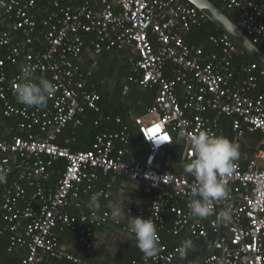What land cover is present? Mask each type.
Segmentation results:
<instances>
[{
	"label": "built area",
	"instance_id": "obj_1",
	"mask_svg": "<svg viewBox=\"0 0 264 264\" xmlns=\"http://www.w3.org/2000/svg\"><path fill=\"white\" fill-rule=\"evenodd\" d=\"M217 1L239 12V27L254 44L264 42V0ZM207 21L186 0H0V107L4 117L21 119L18 128L24 133L0 140V170L7 180L14 168L19 172L2 196L0 220L5 226L0 235L11 234L9 252L26 247L20 264H49L51 259L80 264L54 239V231L75 232L80 252L88 254L94 230L108 224L110 210L105 205L100 213L89 208L85 213L81 197L92 196L99 180L107 179L98 193L109 200L115 176L144 187L150 196L146 204L127 208L125 214L152 219L159 237L156 257L142 256L131 264H182L177 261L181 245L168 248L163 233L182 242L190 239L193 246L202 244L209 253L197 264H217L221 257L228 264H264V90L259 88L260 83L264 86V71L245 62V54L224 34L208 38V53L190 46L185 36ZM86 37L96 56L127 52L128 83L157 88L143 116L129 113L147 148L138 159L129 152L127 127L96 135L84 152L55 144L67 126H82L87 110L100 111V96L93 86L86 89L92 69L83 71L74 63L86 48ZM18 61L23 63L20 70L8 78L5 64ZM25 66L34 74H49L56 87L43 109L9 99L15 97ZM128 89L125 86L123 94ZM222 117L230 119L232 142L259 134V146L244 166L234 162L228 200L216 201L212 216L193 218L188 202L197 182L184 171L168 168L170 155L164 152L178 144L182 153L176 159L184 165L194 158L191 135L201 130L222 135ZM102 120L112 118L99 117L94 126ZM114 122L121 124V118ZM34 128L38 131L32 132ZM58 159L66 161L65 169L53 187L45 188ZM162 163L167 168L158 170ZM221 211L232 216L224 225L216 221ZM123 223L116 224L132 236Z\"/></svg>",
	"mask_w": 264,
	"mask_h": 264
},
{
	"label": "trees",
	"instance_id": "obj_2",
	"mask_svg": "<svg viewBox=\"0 0 264 264\" xmlns=\"http://www.w3.org/2000/svg\"><path fill=\"white\" fill-rule=\"evenodd\" d=\"M212 2L216 7H218L222 12L236 25L239 26V12L236 10H227L223 8V6L217 0H209ZM223 33L217 29L215 25L207 21L202 27L192 29L191 32L185 36L186 42L190 46H195L202 48L206 53L212 51V48L208 45L207 40L210 36H221ZM86 49L92 50L90 46V38L86 37ZM256 46L264 53V42L259 41L256 43ZM114 54H121L119 52H104L99 57H101L100 61H103L107 58L108 55ZM124 56V54H122ZM126 56V55H125ZM124 56V57H125ZM126 58V57H125ZM242 59L247 63H253L247 56H243ZM115 60V58H113ZM112 61V60H111ZM116 61V60H115ZM75 64L79 65L78 60L74 61ZM22 61H18L15 64H10L7 62L4 66V71L8 78L13 77L21 68ZM80 66V65H79ZM96 67V69H95ZM112 66L108 65L106 67L94 66L93 70L91 71V76L88 78L86 82V89L90 90L91 86H93V90L100 96V101L98 102L99 106V113H95L92 110H87L85 114V118L83 119L82 126L78 128H73L71 125L67 126L63 132L57 136L55 144L59 147L69 148L72 152H84L91 149L94 138L96 135L101 134L105 131L110 132H118L121 131L122 127H127L130 136V144H129V152L134 156L135 159H138L140 156H143L147 152V148L141 143L140 136L137 132V127L134 125L133 120L129 113L133 116H143L146 112V109L151 107L153 104L156 96H157V88L152 89H142L136 84H131L127 82L128 76V69L124 65L117 66L112 68ZM114 67V66H113ZM81 68V67H80ZM83 71L87 70L85 68H81ZM116 69V70H115ZM36 78H45L47 80L50 79L49 74H34ZM125 86H128V91L123 94V89ZM260 89L264 90L263 83H260ZM9 99L14 103L16 97H12L9 95ZM35 108V107H33ZM0 115L1 119L4 122L5 126L8 130H10V134L8 138H3L0 136V139L12 140L15 136H24V133L21 132L18 128V125L21 123V119L18 117H11L6 118L3 116L2 108L0 107ZM111 117V122H103L100 121L98 126H94V122L100 117ZM115 117L121 118V124H116L114 122ZM220 125L222 126L223 134L222 136L226 137L227 139L231 136V129H230V119L222 117L220 119ZM38 128H34L32 132H37ZM261 136L259 134H252L247 135L242 141L238 142V145L243 148L246 153L248 152L249 155H252L257 147L259 146ZM182 153V148L179 147L178 144H173L169 147L168 150L164 152L165 155L169 156V166L171 167L174 173L183 172V165L180 163L177 157H180ZM66 166V161L63 159H58L55 161L50 168V172L52 171V176L49 181L43 183L45 188L53 187L59 178L61 177L64 169ZM244 166V165H243ZM158 170H164L167 168L165 164H161L156 166ZM18 170L16 168L13 169L9 179L6 183L0 185V200L2 193L6 188H8L12 183L16 182L18 179ZM124 179V178H123ZM107 179H100L97 183V190L92 192L93 195L98 193L99 190L104 188ZM123 181L129 180L125 179ZM25 185V184H24ZM116 183H113V188L111 189V196L109 200H104L103 197L100 196L99 203L100 209L98 213L103 210V206H107L109 201L113 200V193L115 192ZM27 186V185H25ZM31 192L30 189H27V195ZM91 196H82L81 201L83 203V212H88L87 204L90 200ZM149 194L145 192L143 186H140L139 190L137 191V206L130 205L128 208H136L138 206H144L149 199ZM28 198V196H27ZM26 201L20 202L19 205L23 206V203ZM72 215L78 216L79 212L70 210L69 211ZM170 216H166V220L169 221ZM110 224L112 223V219L110 217L109 220ZM109 222L107 225H109ZM121 223V222H120ZM115 225H117L114 222ZM124 224V223H123ZM106 226H102L96 228L94 230V235L103 229ZM5 224L0 220V231L4 228ZM118 226V225H117ZM120 228V226H119ZM121 230V228H120ZM122 232V231H121ZM60 233V234H59ZM57 234L64 238H68L71 240L73 246L75 245L76 248H79L78 244V237L75 232H71L68 230L60 231L59 228L54 231V239L58 242ZM11 234L8 231H4L0 235V264H20L23 257L26 255V247L25 246H16L8 251L9 247V239ZM128 236V235H127ZM163 242L168 246V248H173L175 246L181 245L182 241L178 238L173 239L166 236L164 233L162 234ZM129 237V236H128ZM131 239L128 242L129 250H125L122 254L119 255L117 264H131L133 260H141L143 254L139 251L136 246L135 239L133 236H130ZM215 239V236L212 237ZM70 242V241H69ZM95 242V241H94ZM99 250L97 252V248L94 247L87 255V261L89 259L97 255H99ZM106 251H102L104 254ZM209 251H206L205 248L202 247V244H197L192 247L190 251H188L187 256L185 258H181L178 256L177 261L182 264H197L201 261ZM101 254V252H100ZM101 254V255H102ZM100 255V256H101ZM85 261V258L82 261ZM81 261V263H82ZM49 264H74L66 259L57 261L54 259ZM88 264V262L86 263ZM89 264H108V262L101 261L99 263H94V261H90ZM153 264V263H150Z\"/></svg>",
	"mask_w": 264,
	"mask_h": 264
},
{
	"label": "clouds",
	"instance_id": "obj_3",
	"mask_svg": "<svg viewBox=\"0 0 264 264\" xmlns=\"http://www.w3.org/2000/svg\"><path fill=\"white\" fill-rule=\"evenodd\" d=\"M21 83L15 88L18 103L28 107L43 109L47 106L48 98L55 94V85L45 78H36L30 67L22 69ZM191 150L194 158L183 165L185 174L195 178L197 185L192 188L188 208L193 218L206 219L214 214V203L218 200H228L230 197L229 178L235 171V161L239 159V145L224 136H217L201 130L190 137ZM7 182V173L0 170V184ZM100 193L90 197L87 207L90 210L100 209ZM124 201L116 200L110 204V217L115 223L125 215ZM216 215V221L224 225L231 221L228 211ZM127 230L135 239L136 246L145 259L159 254V237L155 222L148 218L128 216ZM193 247L188 239L182 242L177 252L181 258L187 256ZM217 264H228L226 258L218 259Z\"/></svg>",
	"mask_w": 264,
	"mask_h": 264
},
{
	"label": "crops",
	"instance_id": "obj_4",
	"mask_svg": "<svg viewBox=\"0 0 264 264\" xmlns=\"http://www.w3.org/2000/svg\"><path fill=\"white\" fill-rule=\"evenodd\" d=\"M122 54H124V56L126 55L125 57L127 58V52H123L121 54H115L116 56H113L114 54L108 55L105 60L100 61L101 57L94 55L92 50L86 49V50H84V52L80 56L78 63H79L81 68H85L87 70H89V69L93 70L94 66H99V68L100 67L104 68L108 65L112 66L111 67V69H112V68H115L117 66L120 67L124 64L128 69V66L126 64V58ZM113 58H115L116 61L113 60ZM95 69H96V67H95ZM13 104H16V99H15V102ZM220 127L222 128V126H220ZM222 133H223V130H222ZM9 134H10V130L7 129V127L5 126L4 122L2 121L1 115H0V136L3 138H8ZM220 136H222V135H220ZM228 139L232 142V135ZM3 140L4 141H10V140H6V139H3ZM239 152H240V156H239V159L237 161L241 162L242 165H245L246 160L248 158H250L251 155H249L248 152L246 153V151H244L241 146H239ZM168 168L172 169L171 167H168ZM123 178L124 177H120V176L112 177V180H111L112 184L116 183V185H115L116 187H115V192L113 193V200L109 201L108 205H107L109 210H110V207H109L110 204L112 202H114L116 200H120V199H122L124 201L123 206H124L125 210L130 205H135V206L138 205L137 204V202H138L137 201V191L139 190L140 187L137 185H134L133 183H129L128 181H123V180H125V178L124 179ZM3 193H2V196H3ZM29 195H30V193H29ZM29 195H27L28 198H29ZM2 196H1V200H0V205L2 202ZM27 196H26V200H28ZM23 205H25V203H23ZM119 220L121 223H123V222L125 224L128 223V217L126 216V214L124 216L120 217ZM59 234H57V238L60 242L59 244H60V246L62 245V246L66 247V253L67 254L74 255L75 257L79 258L81 261L83 258H85V261L83 260L82 263H80V264H86L87 262L89 264L90 261L91 262L94 261V263H99V262L105 261V260L108 262V264H117V260H118L119 255L122 254V252H125V250H129L128 242L131 239V237H130L131 235L124 233V232H121L119 226L115 225L114 221L112 220L111 224L109 222V225H107V227H105V229H103L102 231H100L94 235V241H95L94 247L97 248V252H98V250L101 252V254H102V251L103 252L106 251V252L102 255L99 252V255H97L95 257L92 256V258L87 261L86 257L88 254L84 255L80 252L81 251L80 245H79V248H76L75 245L73 246V244H72L73 242L71 240H69L68 238H64L62 236H59ZM53 260L54 259H51L49 262H51ZM57 261H60V260H57Z\"/></svg>",
	"mask_w": 264,
	"mask_h": 264
},
{
	"label": "water",
	"instance_id": "obj_5",
	"mask_svg": "<svg viewBox=\"0 0 264 264\" xmlns=\"http://www.w3.org/2000/svg\"><path fill=\"white\" fill-rule=\"evenodd\" d=\"M226 35L253 63L264 71V53L243 30L209 0H186Z\"/></svg>",
	"mask_w": 264,
	"mask_h": 264
}]
</instances>
